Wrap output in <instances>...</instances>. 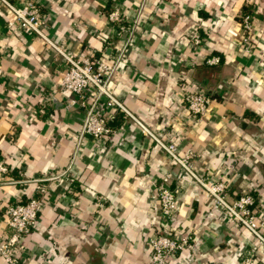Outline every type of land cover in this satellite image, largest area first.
Instances as JSON below:
<instances>
[{"label": "crops", "instance_id": "1", "mask_svg": "<svg viewBox=\"0 0 264 264\" xmlns=\"http://www.w3.org/2000/svg\"><path fill=\"white\" fill-rule=\"evenodd\" d=\"M33 1L66 55L119 60L108 89L136 119L92 86L83 97L64 89L65 56L37 34L10 30L14 17L0 3V160L10 168L0 180V241L10 204L42 201L19 240V264H151L165 175L178 189L173 227L191 238L165 264H242L249 252L264 264V244L154 137L180 156L193 152V172L224 182L228 201L253 195L264 219V0ZM115 8L136 18L130 34L110 22ZM196 90L211 97L202 116L185 100ZM92 104L112 128L100 138L82 132ZM0 264L9 263L0 255Z\"/></svg>", "mask_w": 264, "mask_h": 264}, {"label": "built area", "instance_id": "2", "mask_svg": "<svg viewBox=\"0 0 264 264\" xmlns=\"http://www.w3.org/2000/svg\"><path fill=\"white\" fill-rule=\"evenodd\" d=\"M0 3L14 17L9 22L10 30L17 25L26 34H37L47 40L65 56L68 61V68L62 79L64 89L75 93L79 97H83L86 91L92 86L96 90V96H108L112 103L117 104L126 113L134 117L108 89V82L115 72L119 60H115V62L110 64L102 59L91 60L88 57L74 58L73 56L66 55L48 38L44 29V21L40 9L33 0H27L21 6H17L12 0H0ZM108 18L110 22L117 25L119 33L130 34L133 23L135 25L137 21L136 18L130 20L119 8L111 10ZM241 24L246 35L245 39L249 42L248 33L253 27L252 15L250 13L243 15ZM191 38L194 45H200L202 43V37L199 32H194ZM247 51H250V48H247ZM207 62L209 64H218L220 57L211 56L207 58ZM185 100L191 112L200 116L207 112L211 103V97L203 90L188 93ZM76 102L77 99L71 101L72 104ZM95 107V104L89 107L82 132L95 138H100L111 132L112 128L109 126L108 118ZM138 122L145 132L150 133L144 124L140 121ZM154 137L175 162L179 163L203 185L208 193L212 195L217 206L224 207L236 222L248 229L264 244V219L255 210V198L253 195L244 193L233 201H228L226 198V184L224 182H215L212 179L205 180L193 172L191 164L193 152H188L184 156H180L177 154L174 144L165 143L156 136ZM9 171V166L3 160H0V180ZM169 181L170 176L165 175L159 186L161 206L160 232L148 238L151 246V264H165L171 257L180 254L190 246V236L173 227L177 210L178 189L173 188ZM41 208L42 201L39 198H31L27 202L10 204L7 207L6 221L10 229V234L0 241V255L7 263L19 264V240L23 234L30 232L35 226ZM242 264H256L251 252L243 259Z\"/></svg>", "mask_w": 264, "mask_h": 264}, {"label": "trees", "instance_id": "3", "mask_svg": "<svg viewBox=\"0 0 264 264\" xmlns=\"http://www.w3.org/2000/svg\"><path fill=\"white\" fill-rule=\"evenodd\" d=\"M110 13V12H109ZM249 13V11H245V13L243 14V15H245V14H248Z\"/></svg>", "mask_w": 264, "mask_h": 264}, {"label": "rangeland", "instance_id": "4", "mask_svg": "<svg viewBox=\"0 0 264 264\" xmlns=\"http://www.w3.org/2000/svg\"><path fill=\"white\" fill-rule=\"evenodd\" d=\"M208 192V191H207ZM212 196V195H211ZM160 232V231H159Z\"/></svg>", "mask_w": 264, "mask_h": 264}]
</instances>
